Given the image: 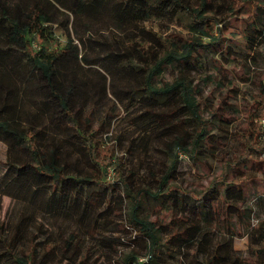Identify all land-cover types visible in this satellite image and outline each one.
I'll list each match as a JSON object with an SVG mask.
<instances>
[{"label":"trees","instance_id":"16d2710c","mask_svg":"<svg viewBox=\"0 0 264 264\" xmlns=\"http://www.w3.org/2000/svg\"><path fill=\"white\" fill-rule=\"evenodd\" d=\"M154 1V9L159 15L186 13L190 17L189 33L162 39L146 32L149 46L153 48L145 51L131 36V28L137 21L149 18V8L145 7L147 0H0V40L6 36L7 43L12 44L11 47H0V140L8 144L9 151L23 152L28 158L4 162L1 189L4 192V188L9 187L6 179L10 168L19 167V171L29 177L22 188L30 190V179H33L38 188L41 182L48 184L50 197H55L57 184L71 179L65 172L69 168L80 172L79 167L66 163L69 155L75 152L83 158L88 169L76 183L110 185L106 180L109 169L114 171V179L120 181L124 155L115 156L117 140L109 136L110 125H106L105 120L95 123L92 113L98 108H106L103 104L110 89L115 102L122 103L123 96L116 92L122 79L124 85L120 91L124 93V101H134L136 96L175 98L176 104L169 112L155 115L156 118L160 116L161 122L166 123L184 112L195 125L194 134L177 137L168 145L166 169L155 180L157 192L147 188L132 192L126 187L133 229L147 243L148 261L142 264L159 258L164 241L160 238L159 226L171 229L174 219L188 226L181 231H172L167 243L175 239L181 249L184 245L195 248V253H200L198 264H264V221L246 232L250 244L244 254L232 248V235L223 240H216L213 235L216 227H224V223L234 216L241 220L249 217L252 213V208L247 205L249 199L256 205L264 204V194H259L261 185L247 190L243 187L247 172L261 170L255 157L264 153V139L259 125L254 122L264 118V74L259 73L264 67L255 63L260 56L258 49L264 45L249 37L245 44L248 54L244 55V64H238L234 63L240 60L235 47L225 44L233 38V34L226 36L228 23L241 20L239 16L243 14H249L247 20L253 30L259 27L258 24L264 25V0ZM100 19L121 32H116L110 39L97 40L92 27ZM78 24L82 25L81 32L77 31ZM54 25L64 30V43L55 39ZM257 31L260 37L264 36L260 28ZM81 47L85 49L84 53ZM206 48L220 49L225 60V64L220 63L222 66L235 65L248 73L241 79L251 85L247 90L248 101L244 104V108L248 107L247 134L238 135L241 149L231 161L224 156L220 159L222 172L211 181V187L197 194L183 193L174 184L178 153L196 160L201 151L213 157L216 150L221 149L222 142L211 139V127L206 124L209 120L203 117V107H207L205 87L212 82V77L203 74L200 79H195L183 73L172 81H164L159 80V76L171 65L186 67L191 61L198 62L199 51ZM199 66L202 67L201 62ZM224 79L217 81L216 87L223 89L226 97L215 112L207 111L218 122L230 124L232 120L224 115L229 109L234 116L240 113L241 91L235 81ZM228 99L237 101L230 104ZM147 113L154 115L150 109ZM104 115L112 118L110 110L105 109ZM176 122V128L184 124L177 120L173 123ZM14 158L18 160L21 156ZM79 161L76 159L75 162ZM231 171L233 174L229 177ZM16 178L13 176L12 180ZM164 189L166 193L162 194ZM250 190L252 198L248 197ZM174 193L180 194L179 198ZM145 196L152 199L164 196L171 207L153 221L140 219L137 209ZM185 196L193 200L198 213L197 223L173 213L172 206L183 205ZM56 199L64 203L66 196L59 194ZM225 228L229 230L227 225ZM27 229L26 217H20L12 226L0 219V264H48L47 260L56 258V247L48 240L38 238L42 229L34 227L30 234ZM76 237V231L72 230L62 239V256L71 264H87L91 254L78 250L74 243ZM121 260L122 264H136L137 255L131 251ZM181 264L193 262L181 259Z\"/></svg>","mask_w":264,"mask_h":264},{"label":"rangeland","instance_id":"374dc122","mask_svg":"<svg viewBox=\"0 0 264 264\" xmlns=\"http://www.w3.org/2000/svg\"><path fill=\"white\" fill-rule=\"evenodd\" d=\"M155 6L156 2L154 0H147L145 7L149 8V18L143 22L137 21L135 27L131 28V36H134L133 38L142 45L145 51L153 48V46H149L146 32L155 34L162 39L177 34L187 36L189 33L190 17L186 13L171 12L162 16L156 12ZM248 16L249 14H243L239 16L241 20L228 23L229 31L226 32V36L233 34V38L232 41L225 42V44H230L231 47L234 46L237 52L236 55L240 59L234 61V63L244 64V55L248 54L246 53L248 48L245 44L250 40L249 37L254 42L264 45V36L260 37L257 31L258 28L264 31V25L258 24L259 27L255 28L254 26L255 30H253L247 20ZM103 19L96 21L92 27L93 33L94 30L97 33L95 34L97 40L110 39L116 32H121L115 26L104 22ZM77 31H82V25H77ZM54 35L58 42L64 43L65 32L62 28L56 27ZM72 37L77 43L74 34H72ZM258 51L260 56L255 63L262 68L264 67V46L260 47ZM81 52H85L83 47H81ZM221 55L219 48H206L199 51L198 62L191 61L190 65L186 67L171 65L159 76V80L164 81H172L176 76L183 73L187 77H194L195 79H200L203 74L212 77V82L205 87V90H207L205 94L207 107H203V117L209 120L206 124L211 127L209 133L211 139L217 138L216 140L222 142L221 149L218 148L213 157L201 151L196 160L178 153L177 180L174 184L183 193L192 192L197 194L211 187V181L222 172L220 159L224 156L228 161H231V157L241 149L237 141L238 135L247 134L248 117L246 114L248 113V107L245 106L244 108V104L248 101L247 90L251 85L241 82V79H244L248 73L246 69L235 65L222 66L220 63L225 64V60ZM200 62L202 67L199 66ZM221 68L225 70H221ZM93 69L96 70L95 67ZM259 73L264 74V71L261 70ZM222 77L226 78L225 81H235L241 91L238 100L240 113L234 116L231 109L225 112L224 117L232 120L230 124L218 122L214 117H210V113L207 111L208 109L209 112H215L217 106L222 104V99L226 97L227 93L216 87L217 81L221 80ZM118 84L119 88L122 89L123 80L120 79ZM120 89L116 92L123 96L122 103L115 102L111 89L108 90L104 100L103 107L105 106L106 110L112 112V118L106 117L104 115L105 109L102 108H98L92 113L95 123L105 120L106 125H110L109 136L117 140L115 156L124 155V166L120 170V181L114 179V171L109 169L106 180L110 181V185L76 183L75 181L78 182L79 180L78 177L86 174L88 169L83 164V158L78 157V153L75 152L69 155L66 163L79 167L80 172L68 167L69 169L65 174L68 175L66 177L71 179L64 184H57L56 195L66 196L64 203L59 202L56 199L57 196L50 197V186L46 183L41 182L38 188L35 180L30 179V190L22 188L21 186L24 182H27L29 177L24 171H19V167L10 168L9 176L6 179V181H9V187H5L4 192L1 189L3 183L0 184V219L6 220L12 226L20 217H26L28 234L31 233V229L34 227H40L42 234L38 238L46 239L56 247V258L47 260L48 264H71L63 258L61 249L62 239L66 238L72 230L77 233L74 243L79 247L78 250L91 254L87 264H122L121 259L131 251H134L137 255L136 264L147 263L148 261L147 243L143 237L134 231L131 223V205L126 196V187L132 192L140 188H147L153 193L157 192L155 180L160 178L166 169L169 155L168 145L177 137L185 138L189 133L194 134L195 125L184 112H181L174 119H168L166 123L161 122L163 118H160V116L156 118L155 115H164L169 112L171 106L176 104L175 98L136 96L134 101L126 102L124 101L126 100L124 93ZM235 101L234 99H228L230 104L236 103ZM148 102L151 103L150 106ZM147 109L154 112L153 117L147 113ZM176 120L182 121L184 124L176 128L174 124L176 125L178 122L173 123ZM254 122L258 125L257 119ZM225 125L229 127L224 128ZM19 154L20 159H13L14 156ZM7 159L18 162L25 161L28 158L23 152L9 151L8 144L0 140V176L5 169L4 162ZM76 159L77 161L80 160L79 163L75 162ZM255 159L260 163L258 167L260 166L261 170L259 172H247L246 178L243 180V187L247 190L256 187L258 184L261 185L259 194H264V153L256 156ZM78 173H81V175H78ZM232 174L231 171L229 177ZM13 176L17 177L15 181L12 180ZM250 179H256V181L250 182ZM165 191L166 189L162 194L166 193ZM251 193L252 191L248 193V197L252 198ZM174 196L179 198L180 194L174 193ZM184 203L183 205L177 203L175 207L172 206L173 213L181 215L185 220L188 217V221L197 223L198 213L193 207V200L185 196ZM247 205L252 208L249 217L241 220L239 217L234 216L224 223V227H216L213 234L216 240L220 238L223 240L232 235V248L241 254L245 253L250 244L246 232L252 227H258L259 223L264 221V204L256 205L252 199H249ZM170 207L164 196L159 199L145 196L137 209V215L140 219L153 221L159 215L163 216L162 212ZM173 221L171 229L159 226L160 238L164 240L161 242L163 246L160 247L159 258H154L149 264H181V259L184 262L190 261L193 264H198L200 253H195V248L184 245L181 249V246L178 245L179 242L175 239L167 243L168 236L172 231H181L188 226L187 223L175 219ZM225 225L229 230L225 228ZM72 250L73 248H71Z\"/></svg>","mask_w":264,"mask_h":264},{"label":"crops","instance_id":"0c3cea01","mask_svg":"<svg viewBox=\"0 0 264 264\" xmlns=\"http://www.w3.org/2000/svg\"><path fill=\"white\" fill-rule=\"evenodd\" d=\"M7 25V24H6ZM56 27H58V26H56V25H54L53 26V33H54V29L56 28ZM54 37H55V35H54ZM56 39V38H55ZM11 47L12 46V44H8L7 43V38H6V36H2V39L0 40V47L1 48H6V47Z\"/></svg>","mask_w":264,"mask_h":264},{"label":"built area","instance_id":"2783aa9c","mask_svg":"<svg viewBox=\"0 0 264 264\" xmlns=\"http://www.w3.org/2000/svg\"><path fill=\"white\" fill-rule=\"evenodd\" d=\"M259 130L262 139H264V118L258 120Z\"/></svg>","mask_w":264,"mask_h":264}]
</instances>
